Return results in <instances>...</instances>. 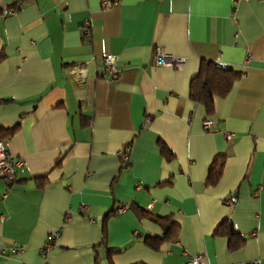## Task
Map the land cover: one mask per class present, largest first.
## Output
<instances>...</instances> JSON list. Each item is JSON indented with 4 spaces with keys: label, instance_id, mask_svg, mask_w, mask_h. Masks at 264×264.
<instances>
[{
    "label": "crops",
    "instance_id": "0c3cea01",
    "mask_svg": "<svg viewBox=\"0 0 264 264\" xmlns=\"http://www.w3.org/2000/svg\"><path fill=\"white\" fill-rule=\"evenodd\" d=\"M102 1L0 0V264H264V0ZM201 61L241 73L211 114Z\"/></svg>",
    "mask_w": 264,
    "mask_h": 264
},
{
    "label": "trees",
    "instance_id": "16d2710c",
    "mask_svg": "<svg viewBox=\"0 0 264 264\" xmlns=\"http://www.w3.org/2000/svg\"><path fill=\"white\" fill-rule=\"evenodd\" d=\"M111 1L114 2L115 0ZM15 4V6H17L22 3L17 1ZM240 75V71L232 68L223 67L215 62L201 61L197 74L191 79L189 96L195 102L202 103L206 112L211 114L214 109V97L224 96L231 89L233 82L239 78ZM14 128L15 126L5 129L4 133H11ZM222 163L223 160L221 159L219 164L217 163L215 165L217 168L210 170L209 180L216 181L218 179ZM115 212L116 209L111 210V212H109L110 214L104 217V221L109 215H114ZM215 231L216 233L227 235L230 240V247L232 248H237L242 243V238L233 232L230 221L223 220ZM103 232L104 235L101 239L102 241L106 239L105 224H103ZM148 241L149 244L151 239ZM151 245L154 248L156 247L153 243H151ZM111 251L113 250L108 249V257L111 255ZM96 264H98L97 259Z\"/></svg>",
    "mask_w": 264,
    "mask_h": 264
},
{
    "label": "built area",
    "instance_id": "2783aa9c",
    "mask_svg": "<svg viewBox=\"0 0 264 264\" xmlns=\"http://www.w3.org/2000/svg\"><path fill=\"white\" fill-rule=\"evenodd\" d=\"M110 0H103L102 4L104 7L110 6ZM22 6V4H18L15 9H11L10 12H15L17 9H19ZM90 25L89 23H86L82 27V33L84 36H87L90 33ZM155 61L158 64H165V65H172V66H179L182 63L181 58H177L175 56L167 54L164 49L161 46H158L155 52ZM102 66L103 70L100 73L101 77H110L111 79H115L118 76L119 70L115 64V56L111 54H107L102 58ZM77 76L82 78L84 77V72L81 69H76ZM211 122L209 120L204 121L203 127L207 129L210 126ZM231 134H227V137L229 138ZM23 164V159L20 157H16L13 154H11L8 149L4 146V143L2 140H0V177L6 178V179H14L16 174V168L20 167ZM228 203L230 201L228 200ZM124 210V208L118 207L116 209L117 214L121 213ZM66 218H69L66 216ZM58 236V231H53L48 234L46 238V242L42 246V251L46 252L51 248V246L54 244V240ZM24 247L22 246H16L12 247L11 251L16 252L22 250ZM184 264H205L201 260V256H194L188 259ZM250 264H256V262H252Z\"/></svg>",
    "mask_w": 264,
    "mask_h": 264
}]
</instances>
